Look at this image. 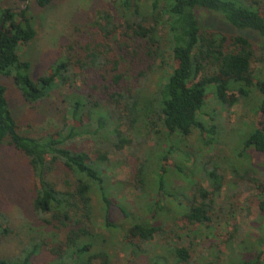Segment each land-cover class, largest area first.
Here are the masks:
<instances>
[{"label": "trees", "instance_id": "1", "mask_svg": "<svg viewBox=\"0 0 264 264\" xmlns=\"http://www.w3.org/2000/svg\"><path fill=\"white\" fill-rule=\"evenodd\" d=\"M35 1L39 7L48 8L57 0ZM112 2L113 12L100 11L94 24L106 41L120 36L135 42L134 56L140 68L134 82L128 83L126 68L121 65L123 58L108 52L101 62L96 59L97 50L86 46L95 57L91 71L97 72L107 64L115 65L110 81L106 82L105 74L102 75L106 111H101L105 106L103 101H92L89 96L82 98L74 93L66 96L65 101L69 102V112L77 123L64 120L56 134L32 136L24 133L15 119L6 96L7 87L0 83V145L8 143L26 157L38 184L34 213L40 222L65 231L63 238L55 243L43 237L24 245L17 255L0 257V264H36L34 258L42 251L53 256L52 262L45 264H112L111 253L99 246V243L106 244L110 237L96 232L94 193H98L104 203L108 230L123 227L112 221L115 208L130 222L124 240L132 252L124 264H131L140 256L148 259L147 264H195L194 244L188 240L200 232L201 227L213 228L220 222L222 216L215 197L223 193L229 171L245 188L251 183L258 191L263 234L254 242L249 239L237 242L240 229L234 223L233 229L225 231L224 240L208 245L198 264H264V160L259 165L252 162V154L264 158V78H260L254 68V63L264 62V0ZM200 13L207 16L205 21L200 19ZM33 19L29 7L16 10L3 8L0 3V74L12 77L24 99L37 105L58 85L72 79V64L68 58H63L37 80L31 77L32 63L22 59L19 50L37 36ZM228 24L252 31L233 34ZM252 33L258 37V44L251 39L249 34ZM163 64L168 65L169 71L163 69L155 88L149 91L146 80H151ZM210 86L214 88L208 90ZM212 96L215 103L209 104ZM251 96L262 114L261 125L246 132L244 145L232 153L209 157L212 167H208L206 160L200 161V170L209 187L201 182L189 185L186 179L194 176L186 177V174L183 182L176 178L175 186L182 188L183 193L175 188L166 190L163 180L157 183V177L166 172L182 170L186 163L190 166L194 138L199 149L218 141V126L208 124V118L210 121L220 119L218 106L230 109L242 98ZM94 120L97 126L93 130ZM124 125L127 131L122 130ZM141 126L148 134L156 135L155 147L141 156L131 177L121 184L151 193V197L145 198L148 201L145 205H137L138 197L135 200V208L144 211L148 218L112 201L106 172L110 167L109 156L134 144ZM83 135L98 137L94 140L101 142L95 156L71 147ZM177 141L181 148L175 144ZM59 165L74 176V181H67L65 188L51 179ZM171 176L167 174V178ZM153 188L158 190L152 193ZM175 204L181 227L187 232L185 236L167 226L165 217H169L171 211L167 206ZM234 213V209L229 208L225 212L230 217H234ZM10 232V228L2 230L5 236ZM156 247L164 253L154 252Z\"/></svg>", "mask_w": 264, "mask_h": 264}, {"label": "rangeland", "instance_id": "2", "mask_svg": "<svg viewBox=\"0 0 264 264\" xmlns=\"http://www.w3.org/2000/svg\"><path fill=\"white\" fill-rule=\"evenodd\" d=\"M0 3L3 8L9 7L16 10L29 7V13L34 17L33 23L37 30V36L28 45L20 46L19 50L21 58L29 59L32 63L30 75L33 79L37 80L40 76L45 75L55 62L63 58H68L72 64L70 71L72 79L65 84L58 85L47 99L37 105H32L24 99L12 77H5L0 74V83L7 87L6 96L11 111L19 125L23 127L24 133L44 137L49 134H56L62 128L64 120L71 124L77 123L69 112L71 108L69 102L65 101L66 96H71L74 93L82 98L89 96L92 101H103L101 103L105 106L101 111L108 109L105 108L107 101L106 95L102 91L105 84L102 75L105 74L106 82L110 81L115 73L113 72L115 65L107 64L97 72L95 70L91 71L92 60L95 57L90 54L91 51L88 52L86 50V46L97 50L96 59L101 62L104 61V55L108 52L115 54L118 58H123L121 65L126 68V81L128 83L134 82V75L138 73L140 68V66L136 65L137 59L134 56L137 52L136 43L128 40L127 37L123 38L120 36L117 39L112 37L106 41L102 34L98 33L99 30L94 24L100 11L113 12L112 0H57L48 8L39 7L35 0H29L28 4L22 0H0ZM199 16L202 21L207 19V16L203 13H200ZM222 26L225 27V25ZM228 27L230 28V33L233 34L244 35L246 31H252L251 29H240L231 24H228ZM249 35L255 44L259 43L255 33ZM159 64H161V60ZM167 66L163 64L151 80H146L149 91L155 88L158 76L163 73V69L167 68L169 71ZM134 68L135 70L137 69V72H134ZM254 68L257 75L260 78H264V62L254 63ZM213 88V86H210L208 90ZM251 97L242 98L239 103L230 109L218 106L220 119L217 118L214 121H210L207 117L208 124L211 123L218 126L219 133L216 136L218 141L213 146L199 149V143L194 138V145L191 150L193 153L192 161L190 162L191 167L187 163L183 164L182 170L169 171L157 177V183L163 180L166 190H171L170 188L177 189L175 186L176 178L183 182L182 177L186 174V177L194 176L192 179H186L189 185L201 182L205 187H209L208 181L203 177L200 170V161L206 160L205 163L208 167H212V162L208 161L209 157L232 153L235 148L244 145L246 132L261 125L262 114L258 112V103L253 96ZM208 102L209 104L215 103V97L209 98ZM86 122H89L88 118ZM96 126L97 123L94 120L91 124V129L94 130ZM122 130L127 131L128 127L124 125ZM161 136L165 143V135L162 134ZM136 137L134 144L125 147L121 153L115 152L109 156L110 163L108 165L110 167L106 171L110 183L108 194L116 205L127 207L131 212L148 218L144 211L135 208V200L138 197L137 205H145L148 202L145 198L151 197L149 196L151 193L148 191L140 192L121 184L131 177L136 162H139L141 156L147 151L150 152L157 141L156 135L148 134L147 129L143 126L136 132ZM197 137L198 135L196 134ZM97 138L90 135L80 136L71 147L95 156L96 149L102 146L100 141L96 142L94 140H97ZM175 144L181 148L179 146L180 142L177 141ZM252 155V162L257 163V165L263 162V156ZM186 172H188V175ZM167 174L173 177L167 178ZM226 176L223 193L215 197L219 206L218 213L222 216L220 222L213 228L201 227L200 232L192 235L188 240V242L191 241L194 244L195 264L200 262L203 253L206 254L209 244H215L225 239V231L233 229L234 223H237L240 229L237 242H241L242 239H249L254 242L261 238L263 234V230L260 228L263 223V217L258 206V191L251 183L248 186L246 185L248 188H245V185L239 182L230 171L227 172ZM51 179L60 188H65L67 181H74V176L65 166L59 165L52 173ZM37 188L38 184H36L26 157L15 150L14 147L8 145V143L1 144L0 257L17 255L24 245L43 237L49 238L54 243L63 238L65 231H58L50 225L41 223L40 218L35 215L34 197ZM209 189L212 190V188ZM151 190L150 192L154 193L158 189L153 188ZM177 192L183 193V189H177ZM103 204L99 194L94 193L93 205L96 232L105 238L110 237L106 244L99 243V246H103V249L107 248L111 253L112 264H124L126 260L130 259L132 252V248L128 247L124 240L125 229L130 225V222L125 221L121 213L115 208L111 215L112 221L122 224L123 227L120 230H108L104 221ZM167 208L171 210L169 217H165L168 221V228H173L177 233L185 236L187 232L181 227L180 216L178 217L175 212L178 206L176 204L168 205ZM228 208L230 210L234 209V217L225 214ZM3 228H10V234L5 236L2 233ZM158 238L153 244H156ZM156 251L160 254L164 253L160 247L154 248V252ZM52 259L53 256L50 252L42 251L34 258V263L45 264L52 262ZM147 263L148 259L140 256L131 264Z\"/></svg>", "mask_w": 264, "mask_h": 264}, {"label": "water", "instance_id": "3", "mask_svg": "<svg viewBox=\"0 0 264 264\" xmlns=\"http://www.w3.org/2000/svg\"><path fill=\"white\" fill-rule=\"evenodd\" d=\"M2 26H3V24H2ZM2 26H1V27H2Z\"/></svg>", "mask_w": 264, "mask_h": 264}]
</instances>
